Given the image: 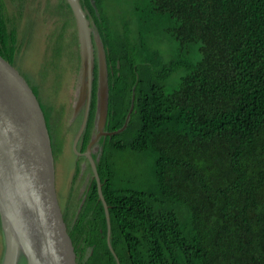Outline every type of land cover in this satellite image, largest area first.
<instances>
[{"label":"trees","instance_id":"16d2710c","mask_svg":"<svg viewBox=\"0 0 264 264\" xmlns=\"http://www.w3.org/2000/svg\"><path fill=\"white\" fill-rule=\"evenodd\" d=\"M80 1L106 54L105 131L123 128L133 105L127 127L92 148L120 263L264 264V0ZM56 6L67 19L45 73L69 58L64 41L77 32L67 0ZM20 28L0 0V54L24 75ZM98 65L82 152L96 133ZM64 112L45 113L55 157ZM80 162L61 205L76 262L116 264L88 160L75 198Z\"/></svg>","mask_w":264,"mask_h":264},{"label":"water","instance_id":"95a60500","mask_svg":"<svg viewBox=\"0 0 264 264\" xmlns=\"http://www.w3.org/2000/svg\"><path fill=\"white\" fill-rule=\"evenodd\" d=\"M76 19L81 49L82 82L77 110L84 108L73 148L91 163L98 183L111 246L109 206L102 193L101 180L92 157V145L107 132L109 77L102 40L88 19L80 0H67ZM94 4L95 0H91ZM98 60V107L94 134L85 153L77 145L87 127ZM134 100V99H133ZM51 134L42 105L27 78L0 54V228L4 251L0 264H77L75 252L64 225V213L56 186V165Z\"/></svg>","mask_w":264,"mask_h":264},{"label":"rangeland","instance_id":"374dc122","mask_svg":"<svg viewBox=\"0 0 264 264\" xmlns=\"http://www.w3.org/2000/svg\"><path fill=\"white\" fill-rule=\"evenodd\" d=\"M4 1L8 12L12 15L15 13L20 21L21 28L18 33L19 39L24 45L18 54L19 64L30 85L33 89H36L38 99L46 115L58 114V110L63 107L65 109L61 124L56 127V131L58 134L62 133L65 138L63 143L66 152L64 151L63 154L58 152V154L60 153L59 157H57L58 154L56 155L57 158L55 157L56 186L63 206L64 202L68 200L77 160H81L82 173H80L79 180L76 181L75 198L80 199L89 183L87 176L92 177L89 162L86 158L79 157L73 148L74 138L81 124L84 110V108L80 110L76 108L79 86L83 77L80 60L82 51L78 46L79 32L74 33V36L70 33L65 38L64 43L69 46V58L64 55L58 68L55 67L54 71L45 73L42 70L44 69L42 64L46 61L45 56L50 52L53 53L56 34L60 31L62 23L67 19V16H63L61 6H56L57 3H61L63 0ZM23 3H25L24 6ZM108 10L114 12L112 8ZM68 23L69 30H73L72 32L77 30L76 19L72 14L68 17ZM73 42L76 43V46L72 45ZM41 71L45 74L42 75ZM51 107L54 111H51ZM96 148L97 146L94 150ZM3 238L4 235L1 233L0 228V260L4 251Z\"/></svg>","mask_w":264,"mask_h":264},{"label":"flooded vegetation","instance_id":"af4514ba","mask_svg":"<svg viewBox=\"0 0 264 264\" xmlns=\"http://www.w3.org/2000/svg\"><path fill=\"white\" fill-rule=\"evenodd\" d=\"M53 115L56 116L57 114H54V113H53V114H50L49 117H51V116L53 117ZM52 117H51V118H52ZM80 141H81V140H80ZM80 141H79V143H78V145H77V149H78V147H79V145H80ZM90 143H91V142H90ZM90 143H89V144H90ZM93 147H94V145H92V148H93ZM78 151H79V150H78ZM79 152H80L81 154H83V153H85L86 151H84V152L79 151ZM80 156L84 157V159L86 158V157L83 156V155H80ZM88 161H89V160H88ZM57 193H58V192H57ZM58 197H59V195H58ZM59 201H60V199H59ZM65 202H66V201H65ZM60 204H61V202H60ZM61 208H62V206H61ZM119 262H120V260H119ZM76 263H77V262H76ZM116 264H117V259H116ZM120 264H121V263H120Z\"/></svg>","mask_w":264,"mask_h":264},{"label":"clouds","instance_id":"9594fccd","mask_svg":"<svg viewBox=\"0 0 264 264\" xmlns=\"http://www.w3.org/2000/svg\"><path fill=\"white\" fill-rule=\"evenodd\" d=\"M57 5V4H56ZM43 70V69H42Z\"/></svg>","mask_w":264,"mask_h":264}]
</instances>
